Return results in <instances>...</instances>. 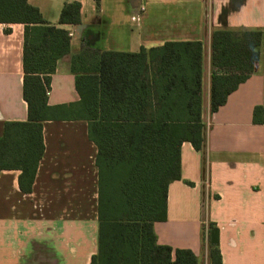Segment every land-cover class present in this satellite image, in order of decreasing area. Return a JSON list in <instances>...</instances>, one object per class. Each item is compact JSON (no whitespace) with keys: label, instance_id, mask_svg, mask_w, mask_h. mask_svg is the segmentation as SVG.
<instances>
[{"label":"crops","instance_id":"0c3cea01","mask_svg":"<svg viewBox=\"0 0 264 264\" xmlns=\"http://www.w3.org/2000/svg\"><path fill=\"white\" fill-rule=\"evenodd\" d=\"M52 25L69 32L71 51L51 77L50 106L80 101L72 57L83 46L138 53L168 42L202 43L203 145L181 146V179L170 183L167 219L154 224L157 244L190 250L197 264H264V0H27ZM81 3V23L61 25L65 3ZM263 32L257 71L211 112L212 34ZM24 24L0 23V138L7 122H27L23 99ZM45 150L32 192L19 188V170L0 173V264H90L98 251V168L88 123H43ZM213 225V228L210 225ZM218 229L219 244L210 243Z\"/></svg>","mask_w":264,"mask_h":264},{"label":"trees","instance_id":"16d2710c","mask_svg":"<svg viewBox=\"0 0 264 264\" xmlns=\"http://www.w3.org/2000/svg\"><path fill=\"white\" fill-rule=\"evenodd\" d=\"M99 7L101 0H94ZM0 23L24 24L23 99L27 122H7L0 138V173L19 170V188L32 192L45 146L43 123L80 119L97 147L98 251L90 264H197L190 250L157 244L154 224L167 219L171 182L181 179V146L203 145L202 43L168 42L138 53L83 46L72 57L77 104L50 106L57 61L71 51L70 35L46 21L27 0H0ZM81 23V3L64 4L59 24ZM261 30L212 34L211 112L257 71ZM264 124V107L254 110ZM213 228V225H210ZM211 264H222L209 250Z\"/></svg>","mask_w":264,"mask_h":264},{"label":"water","instance_id":"95a60500","mask_svg":"<svg viewBox=\"0 0 264 264\" xmlns=\"http://www.w3.org/2000/svg\"><path fill=\"white\" fill-rule=\"evenodd\" d=\"M210 243L212 246H218V244H219V231H218V229L214 228L211 230Z\"/></svg>","mask_w":264,"mask_h":264}]
</instances>
